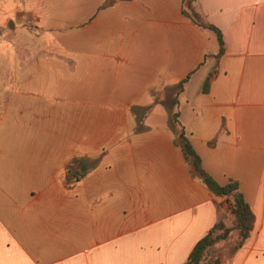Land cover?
I'll return each instance as SVG.
<instances>
[{
    "label": "crops",
    "instance_id": "0c3cea01",
    "mask_svg": "<svg viewBox=\"0 0 264 264\" xmlns=\"http://www.w3.org/2000/svg\"><path fill=\"white\" fill-rule=\"evenodd\" d=\"M105 1L24 0L15 12L35 32L20 73L36 85L6 99L22 132L0 138V264H182L218 220L232 226L230 198L191 174L154 100L187 76L178 119L203 168L235 179L254 214L223 264H264V0H192L223 35L219 57L183 0ZM79 157L96 164L69 184Z\"/></svg>",
    "mask_w": 264,
    "mask_h": 264
},
{
    "label": "trees",
    "instance_id": "16d2710c",
    "mask_svg": "<svg viewBox=\"0 0 264 264\" xmlns=\"http://www.w3.org/2000/svg\"><path fill=\"white\" fill-rule=\"evenodd\" d=\"M110 2L111 1L108 0L105 1L104 4ZM181 11L199 26L211 29L215 33L219 46L215 57H219L224 51V41L221 31L215 25L203 19L192 5V0H183ZM186 78L182 79L177 84L167 87L165 91L161 93L164 95L163 101L159 97L160 92L154 93V100L166 107L169 114V125L174 132V144L181 149L184 158L189 163L191 174L200 178L213 194L228 196L230 198L229 205L231 213L233 214V221L232 226L227 227L221 220H218L206 234L195 242L186 260L182 264H221L217 255L209 261L206 260L209 251L219 240L227 238L232 230H235L237 233L233 250L240 248L251 233L254 223V214L245 201L242 192L239 190L237 181L235 179H230L225 184H219L213 176L203 168L199 155L193 149L188 135L178 119V111L176 110L178 94L182 91L183 83L186 81ZM202 91H206V83H204ZM172 93L173 97H169V99L165 101V95H171ZM150 108L151 105L141 109V111L145 113L149 111ZM138 111L139 110L135 107L131 108V112L135 115ZM214 143L215 138L208 142L209 145H214ZM95 164L96 160L88 157H79L70 161L65 170V179L67 183L72 184L77 181L89 169L93 168Z\"/></svg>",
    "mask_w": 264,
    "mask_h": 264
},
{
    "label": "rangeland",
    "instance_id": "374dc122",
    "mask_svg": "<svg viewBox=\"0 0 264 264\" xmlns=\"http://www.w3.org/2000/svg\"><path fill=\"white\" fill-rule=\"evenodd\" d=\"M24 0H0V24L2 30L0 31V138L10 135L19 134L22 132L20 124H15L13 121H9L11 115V106L6 103V99L11 96L15 91H19L22 86L36 85L33 81L21 82V55L22 49L27 48L29 52H34L35 47L32 42L34 37V29L30 28L28 34L21 32L20 29V17L16 14V11H20L24 8ZM60 18V23L68 20L71 16L70 13L62 15H54ZM13 24L16 26L12 33L11 38H8L4 34H9L8 29ZM31 25V24H30ZM62 26L61 24H59ZM2 34V35H1ZM11 40V41H10ZM161 100H164V95L160 94ZM173 97L171 95H165V101ZM7 99V100H8ZM143 111L137 112L138 116H143ZM21 129V131H20ZM4 143L0 141V148L3 149ZM236 231L232 230L227 238L219 240L214 247L209 251L206 256V260L209 261L216 255L219 257L221 264L226 262L233 252V245L236 241Z\"/></svg>",
    "mask_w": 264,
    "mask_h": 264
},
{
    "label": "water",
    "instance_id": "95a60500",
    "mask_svg": "<svg viewBox=\"0 0 264 264\" xmlns=\"http://www.w3.org/2000/svg\"><path fill=\"white\" fill-rule=\"evenodd\" d=\"M11 26H12V25H11ZM11 26H10V27H11Z\"/></svg>",
    "mask_w": 264,
    "mask_h": 264
}]
</instances>
